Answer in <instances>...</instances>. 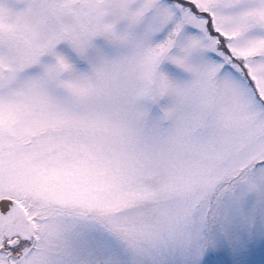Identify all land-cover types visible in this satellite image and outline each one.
Listing matches in <instances>:
<instances>
[{
    "label": "snow or ice",
    "instance_id": "snow-or-ice-1",
    "mask_svg": "<svg viewBox=\"0 0 264 264\" xmlns=\"http://www.w3.org/2000/svg\"><path fill=\"white\" fill-rule=\"evenodd\" d=\"M0 264H264V0H0Z\"/></svg>",
    "mask_w": 264,
    "mask_h": 264
}]
</instances>
